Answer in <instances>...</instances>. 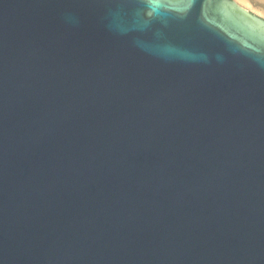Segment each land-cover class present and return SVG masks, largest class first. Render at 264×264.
<instances>
[{
    "label": "water",
    "instance_id": "95a60500",
    "mask_svg": "<svg viewBox=\"0 0 264 264\" xmlns=\"http://www.w3.org/2000/svg\"><path fill=\"white\" fill-rule=\"evenodd\" d=\"M0 264H264V19L0 0Z\"/></svg>",
    "mask_w": 264,
    "mask_h": 264
},
{
    "label": "rangeland",
    "instance_id": "374dc122",
    "mask_svg": "<svg viewBox=\"0 0 264 264\" xmlns=\"http://www.w3.org/2000/svg\"><path fill=\"white\" fill-rule=\"evenodd\" d=\"M252 14L264 19V0H232Z\"/></svg>",
    "mask_w": 264,
    "mask_h": 264
},
{
    "label": "snow or ice",
    "instance_id": "6c2138e0",
    "mask_svg": "<svg viewBox=\"0 0 264 264\" xmlns=\"http://www.w3.org/2000/svg\"><path fill=\"white\" fill-rule=\"evenodd\" d=\"M122 2H136V0H122ZM140 2L143 4L145 7H154L159 0H140Z\"/></svg>",
    "mask_w": 264,
    "mask_h": 264
}]
</instances>
